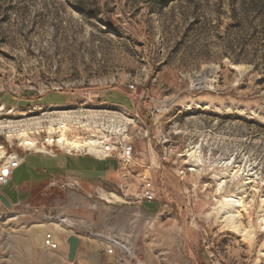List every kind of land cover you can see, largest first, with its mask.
<instances>
[{
	"label": "rangeland",
	"instance_id": "374dc122",
	"mask_svg": "<svg viewBox=\"0 0 264 264\" xmlns=\"http://www.w3.org/2000/svg\"><path fill=\"white\" fill-rule=\"evenodd\" d=\"M40 111L126 123L135 155L117 182H49L23 200L43 170L119 162L25 153L2 187L15 203L0 205V264H69L40 225L62 217L64 234L123 241L144 264H264V0H0V143L23 152L20 120ZM237 168L249 175L220 189ZM146 179L153 201L139 198ZM225 194L244 196L239 225L217 209Z\"/></svg>",
	"mask_w": 264,
	"mask_h": 264
},
{
	"label": "built area",
	"instance_id": "2783aa9c",
	"mask_svg": "<svg viewBox=\"0 0 264 264\" xmlns=\"http://www.w3.org/2000/svg\"><path fill=\"white\" fill-rule=\"evenodd\" d=\"M131 87L133 88L134 85L132 84ZM88 98L99 99L101 97L88 94ZM31 108H40V104H35ZM58 113L61 114L57 118H52L53 115ZM93 115L95 114L72 116L67 111H40V115L22 118L20 120L22 122L20 123L21 127L26 125L29 128V133L32 134L37 146L29 147L23 145L24 150L21 152L13 150L14 143H9L8 146L3 142L0 143V150L4 152L0 156V190L2 186L7 185L11 181L14 172L24 163L25 153H44L57 156L59 152H65L68 155H93L101 159L115 158L122 167L131 163L135 155V145L127 138L128 128L126 123L117 122L116 119L109 120V118L97 120ZM62 119L68 122V136L80 140L79 146L60 141V123ZM91 123L94 124L96 130L100 131V133H89L92 129ZM87 140L93 142V144L95 143L93 147L85 145ZM50 186L78 187L79 184L75 180L66 182L56 177L50 180ZM121 186H123L122 183ZM139 198L146 201L155 200V188L150 179L142 182ZM0 205H3L1 199ZM62 220L65 221L64 219ZM61 242L53 231L46 233L44 245L47 248L52 250L59 249ZM105 251L113 257V261L107 264H144L137 256L135 250L123 241H115ZM69 264L86 263L77 257L74 261H70Z\"/></svg>",
	"mask_w": 264,
	"mask_h": 264
},
{
	"label": "crops",
	"instance_id": "0c3cea01",
	"mask_svg": "<svg viewBox=\"0 0 264 264\" xmlns=\"http://www.w3.org/2000/svg\"><path fill=\"white\" fill-rule=\"evenodd\" d=\"M44 154V153H42ZM47 156H50L52 158H58L60 156H74V157H83V158H93L99 162H105L107 161V159H100V158H97L93 155H68L66 154L65 152H59L57 156H51V155H48V154H45ZM46 170H43V173L46 174V178L44 180H37L35 182H26L25 185H21L19 187V196H21L22 194H25V199H27V193L34 189V187H38V186H43L44 184L47 186H45L44 190L47 189V190H50L51 188H48V183L50 182V180L52 178H60L62 181H77L79 186L81 188H84V187H93V186H96L98 183H101L103 180H113L114 182L117 180H120L121 179V165L120 163L118 162V167L113 170V171H109L107 174H103L102 171L99 172L98 170H95V169H88V170H82L84 171V173L80 174V175H75V174H68L67 172H48L46 173L45 172ZM86 172V173H85ZM99 172V174H98ZM101 173V174H100ZM82 175V176H81ZM83 175H96V176H100L97 180L98 182L96 181H93L90 177H84ZM4 187V186H2ZM1 187V191L4 193L3 189ZM35 188V189H36ZM54 190H57V191H66V190H73L75 188H70V187H56V188H52ZM5 194V193H4ZM6 196H8L7 194H5ZM18 196V197H19ZM8 198L11 200L12 202V205L15 203L13 198L9 195ZM22 199V197H21ZM62 219L66 220V218H63ZM58 223L57 221H49L47 223ZM64 222V223H63ZM65 223L66 221H63V220H59V224L62 226V228L65 230H57L55 229L56 231L53 230L54 233L57 234V236L60 238V240L62 241V245H63V248H64V253L67 255L68 253V249H69V246L66 242L67 238L69 237V234L70 233H63L65 231H67V228L65 227ZM53 229V228H52ZM48 230V229H47ZM115 240V239H114ZM90 250V251H89ZM92 250L94 251V254L92 253ZM104 251L105 249L102 247V246H94V247H91L89 246L87 243H85L84 241L81 240V243H80V246H79V249H78V258L80 260H83V261H92L93 259H96V260H100L102 261V255H104Z\"/></svg>",
	"mask_w": 264,
	"mask_h": 264
},
{
	"label": "bare ground",
	"instance_id": "6f19581e",
	"mask_svg": "<svg viewBox=\"0 0 264 264\" xmlns=\"http://www.w3.org/2000/svg\"><path fill=\"white\" fill-rule=\"evenodd\" d=\"M64 110H67V109H64ZM68 128H69L68 122L66 120L62 119L61 123H60V130H61L60 135H59L60 141L65 142V143H72L74 146H79L80 145L79 139H73V138H70L68 136V134H67ZM51 129H52V126H51ZM21 137H22V144L23 145L29 146V147L37 146L35 139L28 136L27 133H22ZM94 144L91 141H88V140L85 141V145H89L90 147H93ZM3 154H4V152L2 150H0V156H2ZM191 169L194 170V168H191ZM244 175H249V174L246 173L244 169L237 168L236 170H234L233 177L230 180L223 178V180L221 182V188L220 189H222L223 186H225L228 181H234L237 179L239 182L243 178ZM249 182H252V180L246 181L245 184L249 183ZM245 207H246V203H245L243 195L225 194L222 196V199L219 201V206L217 207V209H218V211H225L226 213H228L226 218H228L229 224L235 226L236 224L237 225L240 224L239 218L241 216V211L244 210ZM235 222H238V223H235ZM40 225L47 227V228L50 227V225H54L55 229H57V230L63 229L62 226L59 224V222L58 223H56V222H54V223H43ZM246 232H248V231H246ZM116 241H119V240H116Z\"/></svg>",
	"mask_w": 264,
	"mask_h": 264
},
{
	"label": "water",
	"instance_id": "95a60500",
	"mask_svg": "<svg viewBox=\"0 0 264 264\" xmlns=\"http://www.w3.org/2000/svg\"><path fill=\"white\" fill-rule=\"evenodd\" d=\"M0 199L5 204L6 207L12 208L11 200L1 190H0ZM67 243L69 245L67 258L69 261H74L77 258L80 238L78 235H75V234L71 235L67 238Z\"/></svg>",
	"mask_w": 264,
	"mask_h": 264
}]
</instances>
